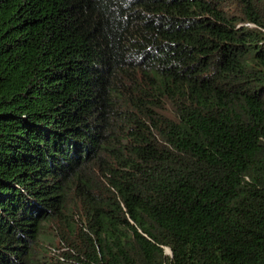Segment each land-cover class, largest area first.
<instances>
[{
	"label": "trees",
	"instance_id": "obj_1",
	"mask_svg": "<svg viewBox=\"0 0 264 264\" xmlns=\"http://www.w3.org/2000/svg\"><path fill=\"white\" fill-rule=\"evenodd\" d=\"M0 264H264V0H0Z\"/></svg>",
	"mask_w": 264,
	"mask_h": 264
},
{
	"label": "rangeland",
	"instance_id": "obj_2",
	"mask_svg": "<svg viewBox=\"0 0 264 264\" xmlns=\"http://www.w3.org/2000/svg\"><path fill=\"white\" fill-rule=\"evenodd\" d=\"M47 232H48V235H49L48 237H49V238H52V234H51L52 232L49 231V230H48Z\"/></svg>",
	"mask_w": 264,
	"mask_h": 264
}]
</instances>
